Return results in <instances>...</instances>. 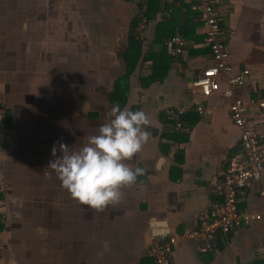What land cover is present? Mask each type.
Returning a JSON list of instances; mask_svg holds the SVG:
<instances>
[{"label":"crops","instance_id":"obj_1","mask_svg":"<svg viewBox=\"0 0 264 264\" xmlns=\"http://www.w3.org/2000/svg\"><path fill=\"white\" fill-rule=\"evenodd\" d=\"M149 1L147 24L140 35L138 26L134 31L141 55L126 79L137 0H0V197L6 204L0 264H155L146 255L151 244L195 227L199 210L222 201L215 183L240 147V131L229 99L220 93L204 99L191 86L212 62L202 22L190 0ZM214 1L235 72L250 69L238 94L264 95V0ZM97 3L105 12L94 9ZM62 16L77 20L69 32ZM73 27L83 40L74 38ZM174 35L185 40L186 52L169 53L167 71L164 66L153 78L151 55ZM176 102L189 107L182 131L167 118ZM198 102L216 106L214 113L201 116ZM114 105L144 110L151 135L127 161L143 174L122 188L119 203L97 210L74 199L47 166L53 145L79 148ZM247 116L264 135V110L250 106ZM239 206L264 216V173ZM202 244L180 239L175 264H264V217L219 233L214 250L202 252Z\"/></svg>","mask_w":264,"mask_h":264},{"label":"built area","instance_id":"obj_2","mask_svg":"<svg viewBox=\"0 0 264 264\" xmlns=\"http://www.w3.org/2000/svg\"><path fill=\"white\" fill-rule=\"evenodd\" d=\"M170 5L178 4V0H165ZM137 16L141 22L137 27L147 24L146 11L149 0H137ZM190 8L198 13L204 28V44L210 48L212 62L195 75L191 82L194 91L204 99L220 93L229 99L228 108L230 117L240 131V147L232 152L227 160L223 177L215 183V190L223 196L221 202H217L208 209L199 210L195 227L187 228L181 235H170L168 238L158 240L151 244L146 255L155 264H175L174 251L180 239L201 240L202 252L214 250L218 247L219 233H228L236 228L248 225L253 221L263 219V214L242 210L239 206L241 195L249 190L256 180L264 173V135L253 125L247 116L250 106H256L264 110V95L260 97L244 98L238 94L239 87L244 86L249 68H243L235 72L236 68L231 62V51L226 43L221 26V16L214 0H190ZM172 11L168 8L167 14ZM165 46L172 56L186 52V42L180 35L170 36L165 40ZM222 82L225 87L222 88ZM216 106L196 103L195 110L201 116H210ZM189 107L182 102H176L167 109V118L176 130H185L184 116ZM0 185V193H1ZM5 202L0 197V214L5 210Z\"/></svg>","mask_w":264,"mask_h":264},{"label":"clouds","instance_id":"obj_3","mask_svg":"<svg viewBox=\"0 0 264 264\" xmlns=\"http://www.w3.org/2000/svg\"><path fill=\"white\" fill-rule=\"evenodd\" d=\"M150 124L144 110L114 105L110 118L88 135L79 148L70 151L64 143L59 149L53 145L54 158L47 167L55 171L61 186L82 204L97 210L117 204L124 195L122 188L136 183L143 174V168L132 167L127 161L149 141ZM38 231L43 233L44 229Z\"/></svg>","mask_w":264,"mask_h":264},{"label":"trees","instance_id":"obj_4","mask_svg":"<svg viewBox=\"0 0 264 264\" xmlns=\"http://www.w3.org/2000/svg\"><path fill=\"white\" fill-rule=\"evenodd\" d=\"M149 3H150V1H149ZM149 3H148V6H149ZM147 11H146V13H147ZM172 12H173V8H172V11L168 15L170 16L172 14ZM138 22H139V17L136 16V18L132 21V24H131V34H130V38H129V48L127 49V54H126V59H127V62H128V68H127V72L125 74V78L126 79L128 78V76L135 69L137 61H138V59H139V57L141 55L142 41L139 40L138 37H136V34L134 33L136 27L138 26ZM164 49L165 50H163L162 53H160L158 55H154V54L151 55V57L154 60L153 78L157 76L156 73L162 67L165 66V69L163 70L164 72H166L167 69H168L169 64L166 62V58H169V52L167 53L168 50H167V47L165 46V43H164ZM115 93L117 94L116 96L119 97V98L121 97V95L123 93H125V90L121 89L120 83L115 85ZM119 101H121V100L119 99Z\"/></svg>","mask_w":264,"mask_h":264},{"label":"rangeland","instance_id":"obj_5","mask_svg":"<svg viewBox=\"0 0 264 264\" xmlns=\"http://www.w3.org/2000/svg\"><path fill=\"white\" fill-rule=\"evenodd\" d=\"M83 7V6H82ZM82 7H80V9L82 8ZM74 9V8H73ZM96 11H98V12H105V10L106 9H104V6L102 5V4H95V8H94ZM76 10H79V8L78 9H76ZM84 10V9H83ZM61 23L62 22H66V24L65 23H62V24H65V29H66V31L65 32H69L72 28V26L74 25V22L76 21L77 22V20L76 19H67V16H62L61 17ZM83 21V23L82 24H85V23H87V20H82ZM68 24V25H67ZM77 27H79V26H77ZM77 27H73L74 29H76V30H73V33L75 34L74 35V38L76 39H78V41H80L81 39L83 40V36H80V34H78L77 32H80L79 31V28H77ZM66 35H67V33H66ZM66 37H69V35H67ZM96 38V37H95ZM97 39H99V37L97 38ZM95 40V39H94ZM99 41V40H98ZM99 43H100V41H99ZM83 48H81V49H83L82 51L84 52V51H86V49H85V47H84V45L82 46Z\"/></svg>","mask_w":264,"mask_h":264}]
</instances>
